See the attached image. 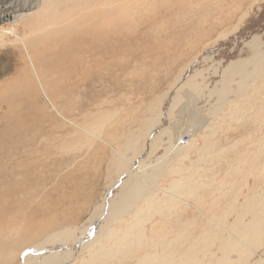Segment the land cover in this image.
<instances>
[{
    "label": "bare ground",
    "instance_id": "bare-ground-1",
    "mask_svg": "<svg viewBox=\"0 0 264 264\" xmlns=\"http://www.w3.org/2000/svg\"><path fill=\"white\" fill-rule=\"evenodd\" d=\"M117 1L0 0V23L11 24L6 30L0 27V45L10 43L8 36L18 44L12 47L13 57H17L13 65L15 72L0 88V110L3 106L7 108L0 117V264H264V138L257 147L252 145L243 157L245 160L234 159L231 163L227 160V166L224 165L228 169L227 184H219L216 179L223 165L201 166V163H216L224 151L215 146L209 149L207 144L204 150L197 144L199 134L211 124L213 117L220 115L223 119L229 115L224 112L229 105L235 106V113L231 111L230 115L239 121L243 112L254 114L251 104L260 97L257 83L264 80V47L260 36L247 44L251 51L248 58L233 62L224 70L221 81L207 96L217 101L205 115L199 111L192 118L198 103L206 98L208 87L198 81L203 75L196 72L188 78L172 97L167 112L170 125L151 139L147 149L143 142L161 118L154 104L144 121L131 108L129 115L115 113L98 119L86 148L90 151L97 139L107 148L114 147L112 174L118 180L127 175L118 185V193L108 203L106 199L100 202L95 189L85 187L84 183L74 184L72 192L62 198L64 205L54 213V218L42 220L36 231H32V224H25V220L36 222V219L29 218L25 212L32 197L24 180L31 177L35 191L40 176L34 169H25L23 160L17 167L18 171L24 170L21 176L9 172L6 165L10 156L22 159L19 143L23 142V133L30 129L29 124L36 120L53 121L45 114L47 107L39 108V97L42 95L46 106L49 103L48 107L64 116L78 112L86 120L88 103L76 95L85 88V83L81 87L84 81L81 74L93 83V90L89 88L92 93L86 97L95 95L99 99L102 93L96 91L97 86L103 85L112 65L120 66L119 48L134 44L130 37L139 27L149 29L143 37L153 39L156 47L164 44L158 20L175 9L169 7L168 0H151L155 8L143 10L149 16L157 15L154 17L158 20L152 24L143 19L135 21L142 7L140 2L120 0L117 5ZM67 2L74 4L73 9H68ZM63 6L65 11L59 13ZM92 15L103 22L93 29H84ZM27 31H32V36L25 35ZM122 31L129 38L124 37L120 44L118 37ZM54 38L56 47L47 57L43 48ZM73 65L82 67V71L67 95L58 84L65 81L63 77H72L77 70H71ZM34 71L39 83L21 80L25 74L33 77ZM252 89L253 95L249 91ZM231 95L236 97L234 104ZM104 104L111 103L104 101ZM182 106L186 108L182 110ZM56 115L61 117L59 113ZM56 115L53 117L57 118ZM221 129L218 123L213 136ZM54 130L41 128L29 147L43 133L52 134ZM185 133L191 138L187 144L181 141ZM48 136L43 137L42 144L45 145ZM165 138L167 147L153 162ZM51 150L48 147L42 152L50 155ZM231 151L236 152L237 147ZM193 152L200 161L190 159ZM142 156L146 159L134 167L135 159ZM47 175H51L50 171ZM205 178L207 183L203 182ZM117 183L112 181L109 187ZM213 197L206 215L221 210L200 228L205 211L198 209L188 215L186 209L199 207L200 202L212 201ZM224 198L225 209L221 207ZM53 199L47 196L44 201L52 208ZM190 215L195 220L188 218L182 222L183 217ZM154 224L158 229L150 231L148 226Z\"/></svg>",
    "mask_w": 264,
    "mask_h": 264
},
{
    "label": "rangeland",
    "instance_id": "rangeland-1",
    "mask_svg": "<svg viewBox=\"0 0 264 264\" xmlns=\"http://www.w3.org/2000/svg\"><path fill=\"white\" fill-rule=\"evenodd\" d=\"M119 1L115 2V4L118 5ZM122 1L140 2V7H142L140 12H137L134 17L135 21L143 19L145 23L152 24V21L158 20L154 17H157L156 14L151 13V16H149L143 11L144 9L155 8L153 7L155 3L151 0ZM167 3L169 7L175 9L169 11L168 14L170 15H167V17L158 20V29L161 31L160 34L163 35H160V38H164V44L160 48L156 47V42L153 39L147 40L143 37L144 34L147 35L149 29L147 31L146 27H139L134 32L135 35L132 33L130 37L135 45L121 46L119 48L120 66L114 65L113 67L112 65L109 74H106L107 76L104 78L103 85L97 86L96 91H101L102 93L99 94V99H95V95L90 98L86 97L92 93L93 83L91 82L92 80L88 81L87 78L85 80V77L83 78L81 74V80H84L81 87L85 83V88L80 90V92L76 91V95H80V98L88 103L86 109L88 112L85 113L86 120L78 112L64 116L60 111L53 110V108L48 107L49 103L48 106L45 105V98L42 95L37 100L39 108L47 107L45 114H48L53 121L41 123L36 120L33 124H29L30 129L26 134L23 133V142L19 143L22 150V159L17 160L10 156L6 165L9 172H14L21 176L24 170L18 171L17 167L20 161L23 160L25 169H34L40 176L35 191L31 187V177L28 178L27 176L24 180L30 187L27 188V191L32 197L26 204L25 212L29 218L33 219L32 217L34 216L36 219V222L32 220V222H26L25 220V224H32V231H36L39 228L42 220L54 218V213H57L60 210V206L64 205L65 201L62 198L72 192L74 184L84 183L86 184L85 187L91 190L95 189L94 192H98H96V196L99 198L98 201L101 202L106 199L108 203L118 193V185L126 180V174L121 176L119 180L112 174L111 166L113 165L114 157L111 151L115 150L114 147L107 148V145L101 139H97L96 144L91 147L90 151H87L86 147L90 141L89 138L93 134L94 124L98 119L114 115L115 113L121 116L122 114L129 115L128 109L131 108L132 111L139 114L140 121H144L150 116L149 110L154 104V108L160 110L161 118L159 125L151 130L150 135L143 142L147 149L150 147L151 139L170 125L167 112L172 103V97L176 95L177 89L188 78L196 74V72H200L203 75L198 81L208 87L205 88L206 98L198 103L196 106L197 111L192 112V118H195L199 111L205 115L217 101V98L210 99L207 96L214 90L217 83L221 81V75L224 70L231 63L250 56L251 51L247 44L254 37L260 36L264 47V0H168ZM66 5L68 9H73L74 7L71 2H67ZM64 11V6L58 10L59 13ZM119 12L114 15L119 14ZM143 20L141 21L143 22ZM101 22L103 20H99L95 15H92L89 24L83 28L93 29ZM10 25L9 23H0V27L5 30L9 29ZM123 32L119 33L120 44H122L121 40L124 37H126L125 39L129 38L128 35H123ZM31 34L32 31L25 33L28 36H32ZM7 40L10 41L9 44L0 45V88L15 72L13 65L17 63V57H13L12 47H17L18 44L13 42L12 36H8ZM53 40L51 43L49 41L43 48L44 51L47 50V57L50 56L51 51L56 47V38ZM74 66L71 67V70H77L72 74V77L69 75L68 77H63L65 81L58 84L62 86V92L66 91L67 95L69 91H72L73 85L82 71V67ZM33 75V77L28 74L22 75L21 80L30 79L31 84L39 83V76L36 75V71L33 72ZM59 77L61 76L59 75ZM257 85L260 97L251 104V109L254 107V114L243 112L239 117L242 121H239L232 114L230 115L231 111L235 113V106L229 105L224 111L229 115L223 119L219 118L220 115L213 117L211 124L206 129H203L197 138L198 146L204 150L207 149L204 147L207 144L209 149L215 146L219 151H224L216 163H201V166L206 165L207 167L211 166V168L223 165L222 168L218 169V177L216 178L219 184H227L229 181L228 169H226L227 160L230 163L234 159L245 160L243 157H246L247 152L253 148L252 145L257 147L264 138V80L259 81ZM91 87L92 90L89 89ZM236 88L234 86L233 90L236 91ZM249 91L252 95L255 93L253 89ZM230 97L234 104L236 97L234 95ZM66 98L69 99V96ZM62 101L64 102V100ZM104 101L111 104H104ZM112 102L114 103L112 104ZM244 103L247 106L249 104L248 102ZM24 107L26 108L27 106ZM185 108L186 106H182V110ZM6 111L7 108L3 106V109L0 110V117ZM57 113L61 117H58ZM54 115L58 119L53 117ZM218 123L222 126V129L218 130L216 137H214L213 129L217 127ZM41 128H55V130L52 134H49V132L43 133V137L49 135L45 145L42 144L43 137H39L37 143L29 147L30 141L34 139L36 133L41 131ZM184 136H187V133ZM234 145L237 147L236 152L231 151V148L235 147ZM48 147L52 148L51 154L45 155V152L42 151L48 149ZM166 147L167 138H165L163 147L153 157V162L156 161L157 157L163 155ZM144 159H146V156L135 159L134 167H139L140 162ZM190 159H198L200 161L195 152L190 155ZM185 164L188 166V162ZM48 171L51 173L49 176L47 175ZM40 172L45 173L41 175ZM112 181L118 183L115 187L110 188L109 183ZM203 182L207 183L208 180L205 178ZM98 183L101 184L100 187H98ZM97 188H99V191ZM47 196L54 197L51 200L54 203L52 208L44 201ZM214 199L215 197H213L212 201L207 199L203 203L200 202L199 207L186 209L188 210L186 212L188 215L192 211L198 212V209L205 211L204 222L200 225V228L207 225L210 219L221 210L206 215V211L209 210L210 204L213 203ZM222 201L221 207L225 209L227 199L224 198ZM66 205L68 206L69 203ZM89 210L93 209L89 208ZM89 215L90 213L87 214V216ZM188 218L190 221L195 220L190 215L183 217L182 222ZM96 224L98 223L96 222ZM200 228L199 235L202 233ZM148 229L150 231L157 230L158 226L155 224L150 225Z\"/></svg>",
    "mask_w": 264,
    "mask_h": 264
},
{
    "label": "built area",
    "instance_id": "built-area-1",
    "mask_svg": "<svg viewBox=\"0 0 264 264\" xmlns=\"http://www.w3.org/2000/svg\"><path fill=\"white\" fill-rule=\"evenodd\" d=\"M190 141L189 136H184L182 139V143L187 144Z\"/></svg>",
    "mask_w": 264,
    "mask_h": 264
}]
</instances>
